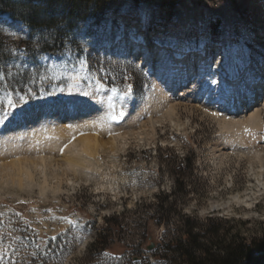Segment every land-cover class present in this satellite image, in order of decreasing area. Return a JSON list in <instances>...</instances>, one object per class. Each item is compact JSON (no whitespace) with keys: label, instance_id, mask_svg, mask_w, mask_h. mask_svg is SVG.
Listing matches in <instances>:
<instances>
[{"label":"rangeland","instance_id":"obj_1","mask_svg":"<svg viewBox=\"0 0 264 264\" xmlns=\"http://www.w3.org/2000/svg\"><path fill=\"white\" fill-rule=\"evenodd\" d=\"M81 2L54 3L52 9L61 18L58 26L37 30L0 6V34L9 44L0 65V116L29 108L35 112L36 105L67 98L69 92L94 97L99 86L122 94L131 84V96L143 103L153 98L157 83L159 88L168 85L150 70L158 56H148L150 63L140 59L142 49L149 54L154 43L163 40L174 48L172 54H163L166 60L160 65H168L167 59L192 65L179 75L185 79V96L167 107L154 98L141 116L133 119L132 111L120 119L118 132L114 126L113 131L77 133L96 136L106 149L99 151L93 167L87 160L91 168L67 169L62 164L57 148L67 145L63 137L51 157L46 155L56 161L53 169L42 165L14 180L0 175V264H167L156 256L163 253L160 245L180 236L184 215L221 218L232 221L230 225L245 222L243 235L258 236L264 231V112L254 123L244 120L230 128L221 113L201 105L203 94L194 91L189 97V83L196 73L209 78L208 84L215 82L214 87L226 85L217 71L227 57L224 52L222 59L209 57V52L227 50L231 43L243 57L250 56L251 69L264 66V54L254 50L262 48L253 42L261 36L264 0ZM112 37L142 48L129 55L128 42L124 53L95 47L102 38ZM51 38L64 42L60 51H43L51 46ZM45 55L55 56L56 64L45 61ZM204 56L207 63L199 62ZM196 63L204 67L194 68ZM179 80L174 82L178 88ZM263 92L259 88L256 93ZM9 98L14 108L8 106ZM171 104L175 110L168 109ZM5 156V161L17 158Z\"/></svg>","mask_w":264,"mask_h":264},{"label":"bare ground","instance_id":"obj_2","mask_svg":"<svg viewBox=\"0 0 264 264\" xmlns=\"http://www.w3.org/2000/svg\"><path fill=\"white\" fill-rule=\"evenodd\" d=\"M258 29L262 31L260 33L261 36L257 35L256 37L257 39L253 40V42L258 47L264 49V36H262L264 33V20L259 22ZM251 38L254 39V36H251ZM127 42L129 48L128 54L132 53V55H135L136 50H140V48H142V44L141 46L140 45L137 46L138 44L137 45L133 44L131 43L130 40L123 43L122 41H119L117 37L102 38L101 40L97 41L95 47L110 48L111 50H115L116 52L121 51L124 53ZM154 45H156V47H153V49L149 50V54L146 51H144L145 48L142 49L141 54L143 55L145 53V55L141 58L146 57V62L148 63L151 60V59L147 60V58L149 59L148 56H151L153 58L155 56H158L155 59L154 64L152 65V69L150 70L154 75H156L157 78H159V81L163 80L164 83L168 82V85H166L167 86L166 88L163 87L159 88L158 83L157 84L155 83L156 85L152 89V91L154 92L153 93L154 95L152 94L153 98L148 97L146 101L143 103L136 102V100H134L131 95L122 98L120 94L118 93L114 94L110 89H106L104 88V86L103 87L99 86L97 89H95L96 96L94 94V97H92L93 96L92 94H91L92 96L89 95L88 94L89 92H86L87 95L84 94L83 96H69L70 93L69 92L67 94L68 96L67 98L64 99L61 98L58 101H55L54 103L50 101H46L40 104V106L39 104L36 105L34 109L35 112L37 111L36 113L33 110L31 111V109L29 108L28 110L8 112L5 115L0 116V161H3L2 165H0L1 178H5L4 176H6L7 178H11L10 180L12 179L14 180L13 178L14 176L20 177L23 174L30 176L33 168L35 169L41 168L43 167L42 165L46 166L47 164L49 168L51 167L53 169L56 161L52 162L50 159L47 160L46 155L49 154V156L51 157V154L54 153L53 152L54 145L56 147L59 146L57 149L60 150L62 154L60 157L61 162L67 169H75V168L79 169V167L89 168L90 166L86 165L88 161L89 162L92 161L91 167H93L95 162L97 163L98 161L97 154L99 153L100 150L104 149V147H102L103 145L99 143V139L96 136L87 135L83 137H77V133L85 130L87 131L92 130L93 133L95 132V130L99 131V129L100 131L103 130L108 131L109 130L108 128L110 127L111 128L112 127L114 128V126L117 127V125L119 126L120 124L119 120L112 121L109 118L110 114H118L120 111H123L125 115L129 116L131 115L130 113L132 111H135L134 113L135 116H132L134 119L137 116H141L143 114L142 112L146 109V106H148V104H150L154 100V98L156 99V101H159L164 105H166V107L167 105H169L170 103L169 101L174 102L176 100H182L183 97L185 96L184 95L185 90H183L185 85V79H183V77L179 75L181 71L190 70L192 65L191 64L189 65V63L185 61H181V62L177 61V64L175 65V63L173 62H169V59H167L168 65H164V66L160 65L162 64L163 61L166 60L163 54H167V53L172 54V48H174V46L164 40L155 42ZM217 50H219V52L210 51L209 57H213V58L219 57V59H222V52H224L223 56L225 54V56L227 57L226 60H224V62L226 61V63L222 65L220 62L221 64L220 68L223 71L219 70L217 72H219V75H221V77L223 76V78L219 77L218 80L225 79L227 81L226 85H223L222 88H219V87H214L215 82L214 83L210 82L213 85L211 86L212 90L209 91L210 88L208 87V85H210V83L208 84L209 78L200 77L198 74L195 75L196 73H192L191 74L192 82L189 83V88L191 90L189 91L190 92L189 97L192 96V93L194 91L197 95L203 94L202 95L203 104L201 105L205 108L207 107L208 109L209 108L213 109L215 113L216 112L221 113L220 115H223L225 118H227L226 119L227 121L228 120L230 121L229 123L230 125L228 124L230 128L234 127L235 125L237 126L243 124L242 122L244 120L253 123L256 122L259 117L258 114L264 112L262 110V108L264 109V92L262 94L256 93L258 92L259 88L264 90L263 89L264 66L262 68L257 67L255 69H251L252 66L250 64L251 63L250 56H247L246 58L243 57L241 51H239L240 49L234 43H231L227 50H225V47L217 48ZM207 52L208 51H203L201 53L208 54ZM182 56L183 55L179 56V58H181ZM205 59H207L205 58V56L201 57L199 59V62L201 61L204 62ZM44 60L56 64V57L53 55H45ZM253 61L254 59H252V62ZM204 63H207V61L205 60ZM193 67L194 68L198 67L202 69L204 67V64L201 66L198 64L197 65L193 64ZM68 73L72 80L76 78L74 72L70 71ZM165 73L167 75H165ZM215 75L216 74H214L211 78L213 79V81L215 79ZM178 78L180 79L179 81L181 83L179 88L174 83L177 82ZM240 78L241 81L236 87V90H234L231 83L234 80H239ZM252 82L254 83L251 84ZM229 90L233 92L232 100H225L224 94ZM254 91L255 93H253ZM253 94L255 95V99L253 97ZM256 97L259 99V101H256ZM248 103L249 104L255 103L256 105L254 104L249 111V109L248 110L245 109L246 104ZM156 104L159 105V103ZM168 109L175 110L173 108V104H171V106H169ZM228 114H230L231 117H228ZM33 115L34 116L36 115L37 117L33 118ZM125 121L126 124L129 120H125ZM63 122H66L67 125L64 126ZM113 128L111 131H113ZM119 128L120 127H117V129L116 130L114 129V131L118 132L120 131V129H122ZM116 135L118 136L120 134H116ZM63 137L65 138L64 142L66 141L68 143L66 146H64V148L62 147L61 149L60 141L63 142V140H61L64 139ZM254 137L253 140L256 139V138L254 139ZM57 140L60 143V144L58 143L59 144L58 146H57ZM114 140H116V138H113V141ZM30 149H33V151H30ZM9 153L11 154V156L17 158H14V160L11 161H5L6 159L5 155ZM3 154L5 155L1 156ZM42 154H45V157L42 156ZM43 174H45V172ZM60 180L61 179H58L59 182ZM108 185L110 186L107 187L110 188L112 187L111 183H108ZM102 186L104 187V185ZM112 189L114 190V188Z\"/></svg>","mask_w":264,"mask_h":264},{"label":"trees","instance_id":"obj_3","mask_svg":"<svg viewBox=\"0 0 264 264\" xmlns=\"http://www.w3.org/2000/svg\"><path fill=\"white\" fill-rule=\"evenodd\" d=\"M59 1L0 0V6L8 9L13 17L18 14L31 30L51 29L61 21L52 9L53 4ZM81 1V5L86 6L92 0ZM63 44L58 38H51V46L45 45L42 49L50 51L55 47L60 51ZM8 46L7 36L0 34V65L7 56ZM231 222L221 218L206 217L202 220L197 216L184 215L180 236L160 245L163 253L156 257L167 264H264V231L249 239L242 233L245 222L230 225ZM95 243L100 244L101 241L97 238Z\"/></svg>","mask_w":264,"mask_h":264},{"label":"snow or ice","instance_id":"obj_4","mask_svg":"<svg viewBox=\"0 0 264 264\" xmlns=\"http://www.w3.org/2000/svg\"><path fill=\"white\" fill-rule=\"evenodd\" d=\"M81 66H83V65H81ZM111 91L114 94L117 92V90L115 88H113ZM131 94H132V86H131V84H129L127 86V92L126 93H122L120 95L123 98V97L129 96ZM85 95H87V93H85ZM20 99L23 100V97H21ZM7 103H8V106L9 107L14 108L16 106L15 103L10 98L7 100ZM110 107H111V105H110ZM113 112H114V109H113ZM213 114L215 115V113H213ZM124 115H125V113L123 111H120L118 114H110V117L109 118L112 121H118V120L122 119L124 117ZM81 134H83V133H81Z\"/></svg>","mask_w":264,"mask_h":264},{"label":"water","instance_id":"obj_5","mask_svg":"<svg viewBox=\"0 0 264 264\" xmlns=\"http://www.w3.org/2000/svg\"><path fill=\"white\" fill-rule=\"evenodd\" d=\"M153 244H151L150 246H148V250H152L153 249Z\"/></svg>","mask_w":264,"mask_h":264}]
</instances>
